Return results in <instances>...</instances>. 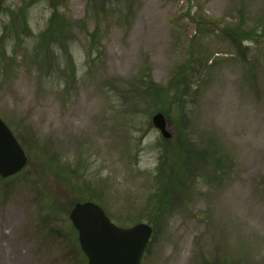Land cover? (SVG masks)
<instances>
[{
  "label": "rangeland",
  "instance_id": "obj_1",
  "mask_svg": "<svg viewBox=\"0 0 264 264\" xmlns=\"http://www.w3.org/2000/svg\"><path fill=\"white\" fill-rule=\"evenodd\" d=\"M0 118V264H88L85 202L152 227L141 264H264V0H0Z\"/></svg>",
  "mask_w": 264,
  "mask_h": 264
},
{
  "label": "water",
  "instance_id": "obj_2",
  "mask_svg": "<svg viewBox=\"0 0 264 264\" xmlns=\"http://www.w3.org/2000/svg\"><path fill=\"white\" fill-rule=\"evenodd\" d=\"M153 124L164 138H171L161 113L153 117ZM27 161L20 143L0 118V177L18 174ZM70 220L78 232L88 264H141L153 235L152 227L146 223L128 228L117 226L94 202L77 203L70 213Z\"/></svg>",
  "mask_w": 264,
  "mask_h": 264
},
{
  "label": "trees",
  "instance_id": "obj_3",
  "mask_svg": "<svg viewBox=\"0 0 264 264\" xmlns=\"http://www.w3.org/2000/svg\"><path fill=\"white\" fill-rule=\"evenodd\" d=\"M53 32H55V31H53V29H50V26H49V30L48 31H45V33L44 34H46L47 35V39L48 40H50V41H54V38H55V36H54V34H53ZM225 32V35L227 36V37H229V38H231V40H232V42L234 43V44H238V43H240L241 44V42H243L244 41V39L246 38V37H244L245 36V32L242 30V28H241V26H238V28H236L235 30H225L224 31ZM247 39V38H246ZM42 41H44V40H42ZM184 76V74L182 75H180V76H177L178 78H180V77H183ZM177 77H175L174 78V80L177 78ZM186 78L187 77H184V81H183V83H185L186 82ZM188 80H189V78H188ZM192 152V151H191ZM185 155V157L184 158H182V160L186 163V161H187V159L189 158L190 160H189V162H191V158L193 159V157H194V155H192L191 153H185L184 154ZM186 160V161H185ZM173 162V161H172ZM175 165L176 164H171L168 160H166V161H164V166H163V168L161 169L162 170V173H164V172H166V175H165V177H167V180H166V183L164 184V186L162 185V189L164 190L162 193H161V195H160V200H161V202H159V203H164V198L166 199V201L168 202V200H169V198H170V190L169 189H173L174 188V182L173 181H171V177H173L174 178V167H175ZM171 167V169H170V171L168 172V170H169V168Z\"/></svg>",
  "mask_w": 264,
  "mask_h": 264
}]
</instances>
